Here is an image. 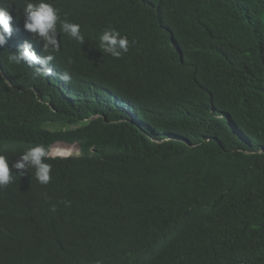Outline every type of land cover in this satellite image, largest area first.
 Wrapping results in <instances>:
<instances>
[{"label":"trees","instance_id":"obj_1","mask_svg":"<svg viewBox=\"0 0 264 264\" xmlns=\"http://www.w3.org/2000/svg\"><path fill=\"white\" fill-rule=\"evenodd\" d=\"M48 2L85 42L60 32L51 77L0 48V155H80L50 157L47 185L13 170L0 264H264V0ZM24 6L0 0L11 38L44 51ZM107 28L130 42L119 59Z\"/></svg>","mask_w":264,"mask_h":264},{"label":"clouds","instance_id":"obj_2","mask_svg":"<svg viewBox=\"0 0 264 264\" xmlns=\"http://www.w3.org/2000/svg\"><path fill=\"white\" fill-rule=\"evenodd\" d=\"M22 14L23 28L31 33L34 39L42 42L45 52L34 49L31 40H24L21 45L20 41L11 38L16 32L13 29V16L10 14L8 7H0V48H4L8 40L9 45L15 46L11 51L17 49L15 53L8 52L7 60L9 63L17 65L24 63L34 69L36 76L51 77L55 72H58L59 67L54 57L46 52L48 50L52 52L59 51L60 40L58 36L60 32L83 44L85 39L81 32V26L68 21L66 18L61 19L59 9L54 7L48 0H35V2L34 0H25ZM14 40H16V45L13 44ZM129 46L128 38L121 35L114 28H107L99 35V49L113 58H121L123 54L127 53ZM62 79L67 80L69 77L64 75ZM123 110L131 115L128 107ZM48 159H50V153L45 146L36 145L25 150L18 160L12 162L10 170V161L6 156L0 155V188H6V186L13 183L15 179L13 170H15L16 175L21 177L28 173L29 169H34L36 180L42 185H47L52 179V168L51 164L47 163ZM6 201L21 204L28 200L20 197L16 191L11 190ZM65 206H68L67 203ZM51 211H56L55 205L51 207Z\"/></svg>","mask_w":264,"mask_h":264},{"label":"rangeland","instance_id":"obj_3","mask_svg":"<svg viewBox=\"0 0 264 264\" xmlns=\"http://www.w3.org/2000/svg\"><path fill=\"white\" fill-rule=\"evenodd\" d=\"M61 144H63V145H61ZM56 145V144H55ZM55 145H53L52 146V148H51V152H50V155L52 156V157H57V156H53L52 155V153H53V149L54 148H57V149H59V148H62V149H65V150H67L68 152V155H66V156H62V157H69V156H75V155H79L80 154V151H79V148H78V145H75V144H73V145H68V144H64V143H60V144H58L57 146H55ZM54 154V153H53Z\"/></svg>","mask_w":264,"mask_h":264},{"label":"bare ground","instance_id":"obj_4","mask_svg":"<svg viewBox=\"0 0 264 264\" xmlns=\"http://www.w3.org/2000/svg\"><path fill=\"white\" fill-rule=\"evenodd\" d=\"M58 144H60V143H56V145L55 146H57ZM61 145H63V144H61ZM51 152V151H50ZM68 151L67 150H65V149H62V148H59V149H57V148H54L53 149V153H52V155L53 156H57V157H62V156H66V155H68V153H67ZM73 156V155H72ZM50 157H52L51 155H50Z\"/></svg>","mask_w":264,"mask_h":264}]
</instances>
